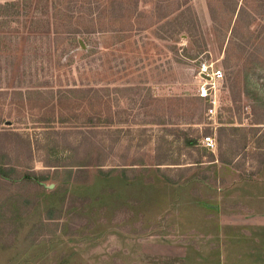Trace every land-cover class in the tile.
<instances>
[{"label": "rangeland", "instance_id": "rangeland-1", "mask_svg": "<svg viewBox=\"0 0 264 264\" xmlns=\"http://www.w3.org/2000/svg\"><path fill=\"white\" fill-rule=\"evenodd\" d=\"M5 20L0 220L14 264H152L135 198L166 209L184 183L260 197L264 0H28ZM202 61L225 74L216 120L196 95Z\"/></svg>", "mask_w": 264, "mask_h": 264}, {"label": "crops", "instance_id": "crops-1", "mask_svg": "<svg viewBox=\"0 0 264 264\" xmlns=\"http://www.w3.org/2000/svg\"><path fill=\"white\" fill-rule=\"evenodd\" d=\"M224 186L218 192L204 183L177 184L176 197L172 195L166 209L155 207L151 197L135 198V203L140 200L139 207L135 204L134 228L140 232L138 238L144 239L139 253L142 260L152 264H264V188L256 199L238 200L227 189L232 184ZM162 208L164 218L159 219ZM3 223L0 220V264H14V246L8 240L11 224Z\"/></svg>", "mask_w": 264, "mask_h": 264}, {"label": "built area", "instance_id": "built-area-1", "mask_svg": "<svg viewBox=\"0 0 264 264\" xmlns=\"http://www.w3.org/2000/svg\"><path fill=\"white\" fill-rule=\"evenodd\" d=\"M196 95L206 104V114L216 120L221 108V89L225 79L221 67L215 66L214 62L202 61L198 64ZM203 145L211 151L218 148L217 139L207 134L202 138Z\"/></svg>", "mask_w": 264, "mask_h": 264}, {"label": "trees", "instance_id": "trees-1", "mask_svg": "<svg viewBox=\"0 0 264 264\" xmlns=\"http://www.w3.org/2000/svg\"><path fill=\"white\" fill-rule=\"evenodd\" d=\"M27 1L28 0H14V1H7V2H4V3H0V17H1L0 19H2L1 22H7V20H5V18H6V8L8 9L9 7H12V6L15 7V6H19V5H22V4L26 5ZM1 38H7V36L1 34L0 35V40H1ZM233 128H236V127L234 126ZM222 130H225V128H221V132H222ZM221 160L223 162H226V163H231V161H232V159H223V158H221ZM0 167H2V168H0L1 174H3V175L5 174L6 175V173L4 172L5 171L4 168L6 166H0ZM25 178H30V175L26 174L25 176H20V177L15 178V179L22 180V179H25Z\"/></svg>", "mask_w": 264, "mask_h": 264}]
</instances>
